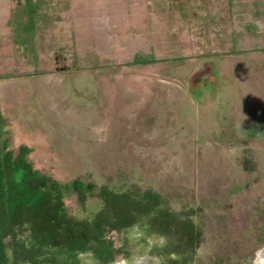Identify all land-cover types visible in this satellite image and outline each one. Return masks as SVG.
<instances>
[{
	"label": "rangeland",
	"instance_id": "obj_1",
	"mask_svg": "<svg viewBox=\"0 0 264 264\" xmlns=\"http://www.w3.org/2000/svg\"><path fill=\"white\" fill-rule=\"evenodd\" d=\"M46 1L61 22L35 43L42 57L13 54L12 42L9 53L0 37L9 148L31 147L34 169L59 182L151 189L173 211H193L203 234L193 264H254L264 248L254 217L264 144L243 131L264 107V0ZM136 55L155 63L126 66ZM22 77L25 86H13ZM244 157L253 172L240 169ZM65 207L83 218L101 204L89 199L82 210L69 198ZM108 238L128 252L111 264H161L149 254L161 238L144 243L137 228Z\"/></svg>",
	"mask_w": 264,
	"mask_h": 264
},
{
	"label": "trees",
	"instance_id": "obj_2",
	"mask_svg": "<svg viewBox=\"0 0 264 264\" xmlns=\"http://www.w3.org/2000/svg\"><path fill=\"white\" fill-rule=\"evenodd\" d=\"M153 63V58L136 55L126 66ZM251 114L254 118L244 128L243 138L264 144V107ZM2 127L0 116V264H80V255H89L95 264H111L128 252L116 249L108 235L133 228L140 231L144 243L151 236L163 239L149 250L161 264L194 263L203 234L192 221L193 211H173L169 201L151 189L116 191L79 178L59 182L34 169L29 160L31 147L10 149L2 138ZM255 168L252 158L241 159V170L253 172ZM241 191L239 186L230 189L231 194ZM69 198L82 210L89 199H97L101 207L90 217L77 218L67 212L65 200ZM257 216L262 217L257 246H262L264 200L255 208Z\"/></svg>",
	"mask_w": 264,
	"mask_h": 264
},
{
	"label": "crops",
	"instance_id": "obj_3",
	"mask_svg": "<svg viewBox=\"0 0 264 264\" xmlns=\"http://www.w3.org/2000/svg\"><path fill=\"white\" fill-rule=\"evenodd\" d=\"M54 5L56 4H50L45 0H29L28 3L25 1L16 3L12 0H0V37L7 36L8 42L6 44L8 46L10 42L11 49L13 47L12 43L14 44L13 54L21 53V56L25 59L26 53H32L34 58L37 56L42 57V54L39 55L41 49L35 47V43L41 41V38L45 39L49 32H53L56 23L61 22L58 18H52L51 11ZM72 9L73 6L70 4V6L64 8V11ZM21 22L24 23L23 29L18 30ZM7 46L4 45V49L10 53L11 49L9 50V46ZM9 53L7 57L11 58L12 54L8 56ZM11 66L14 67L13 62ZM24 78L26 77L20 78V83L13 84V86H25L22 82Z\"/></svg>",
	"mask_w": 264,
	"mask_h": 264
},
{
	"label": "bare ground",
	"instance_id": "obj_4",
	"mask_svg": "<svg viewBox=\"0 0 264 264\" xmlns=\"http://www.w3.org/2000/svg\"><path fill=\"white\" fill-rule=\"evenodd\" d=\"M254 264H264V248L257 253Z\"/></svg>",
	"mask_w": 264,
	"mask_h": 264
},
{
	"label": "flooded vegetation",
	"instance_id": "obj_5",
	"mask_svg": "<svg viewBox=\"0 0 264 264\" xmlns=\"http://www.w3.org/2000/svg\"><path fill=\"white\" fill-rule=\"evenodd\" d=\"M24 264V263H23Z\"/></svg>",
	"mask_w": 264,
	"mask_h": 264
}]
</instances>
